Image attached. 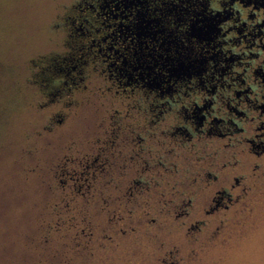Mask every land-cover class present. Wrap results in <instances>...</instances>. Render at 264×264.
<instances>
[{
	"label": "flooded vegetation",
	"instance_id": "1",
	"mask_svg": "<svg viewBox=\"0 0 264 264\" xmlns=\"http://www.w3.org/2000/svg\"><path fill=\"white\" fill-rule=\"evenodd\" d=\"M66 10L50 27L55 49L34 60L37 81L58 106L83 97L103 109L102 145L88 168L168 173L177 166L168 156L207 174L180 213L161 214L166 238L187 250L217 214L249 201L251 167L264 165V0H73ZM230 149L235 160L223 162ZM148 179L124 180L129 196L106 184L116 194L108 205L136 203Z\"/></svg>",
	"mask_w": 264,
	"mask_h": 264
},
{
	"label": "rangeland",
	"instance_id": "2",
	"mask_svg": "<svg viewBox=\"0 0 264 264\" xmlns=\"http://www.w3.org/2000/svg\"><path fill=\"white\" fill-rule=\"evenodd\" d=\"M72 1L0 0V264H264V165L256 170L251 167L256 174L250 172L251 181L246 180L249 201H239L217 214L206 236L202 239L203 234L193 233L195 242H189L184 251L175 249V243L166 238L160 218L169 209L175 217L201 180L207 179V174L189 160L167 156L164 162L177 165L173 172L153 171L140 176L135 171L123 174V167L112 165L109 170L114 171L110 175L106 172L93 188L80 185L87 187L80 195L72 194L78 183L73 182L71 189V183L61 185L54 180V161L74 153L78 158L96 155L101 147V107L80 98L77 104L58 106L42 90L44 82L39 86L34 82V60L55 49L50 27ZM59 112L63 123L53 120ZM48 125L54 127L46 130ZM231 151H222L220 159L234 161ZM118 157L116 152L113 159L117 164ZM190 158L196 162L195 155ZM205 160L206 165L212 164L210 158ZM135 177H150V190L140 193L139 200H132L136 203L126 200L108 205L110 196L115 198L116 194L105 189L106 184L118 195L129 196V183L124 180L130 182ZM90 192L94 197L91 201ZM56 210L65 222L69 219L67 224L76 215L90 231L87 233L81 224L80 236L70 234L66 226L61 229V218L55 224ZM154 218L159 219L155 222ZM51 219L54 222L48 223ZM156 230L162 236H155ZM73 236L82 239L81 243ZM177 238L179 234L173 239ZM164 243L165 250L158 251ZM119 245L131 249L117 248Z\"/></svg>",
	"mask_w": 264,
	"mask_h": 264
},
{
	"label": "trees",
	"instance_id": "3",
	"mask_svg": "<svg viewBox=\"0 0 264 264\" xmlns=\"http://www.w3.org/2000/svg\"><path fill=\"white\" fill-rule=\"evenodd\" d=\"M33 74H34V77H36L35 71ZM34 82L36 83L35 85H37V86H39L41 83V82L37 81V78L34 80ZM81 100H84V99L81 98ZM84 101H86V99ZM85 104H87V103H85ZM52 124H53V122L49 123V125H52ZM49 125H48V127H46V130L54 127V126L51 127ZM51 130H53V129H51ZM99 145H102V143L100 142ZM99 151H100V149H98L97 153ZM94 155L95 154H85L84 156L78 158V156L75 157V153H74V154H68L67 157H64V158H61L59 160L54 161V163L52 164V168H51V170L53 172L54 180L55 181L57 180L58 182H60L61 185L64 183H71L70 188L72 189V187H74V184H72L73 182L78 183V184L81 182H98L100 178H105V175H104L105 173L103 172V170H101V169L94 170V169H90L87 167L88 165H91V161L93 160ZM66 188H68V187L66 186ZM86 188L87 187L81 188L79 185L77 186L75 184V191L72 194L80 195V193L83 192ZM77 192L78 193L80 192V193L77 194ZM70 210H72V207L70 208ZM68 213H69V211H68ZM75 213H77V210H75ZM56 215L57 216H56L55 224H57V221H60L59 218H61L63 223L60 222L59 226H61V229H64V227L66 226L68 228V232L70 234H72L74 232V233H76L75 234L76 236L78 233L80 236V229H82L80 227V224L83 225L84 227H86L87 233L91 229V228H89V226L87 225V223L84 220H77L76 215L71 216V219H70V221H72L71 224H67L69 219L65 222V220L62 218L60 213L57 212V210H56ZM53 217H54V215H52V218ZM51 221L52 222H48V223H53L54 219H51ZM77 222H80V223H77ZM83 222L85 224H83ZM74 229L76 230V232ZM92 233L93 232H91V234ZM76 236H75V238L77 239V243L78 242L81 243L82 239L80 240V238H78ZM73 238H74V236H73Z\"/></svg>",
	"mask_w": 264,
	"mask_h": 264
}]
</instances>
